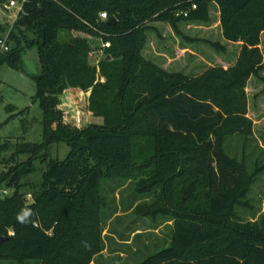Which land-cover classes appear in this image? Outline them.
<instances>
[{
  "label": "trees",
  "instance_id": "trees-1",
  "mask_svg": "<svg viewBox=\"0 0 264 264\" xmlns=\"http://www.w3.org/2000/svg\"><path fill=\"white\" fill-rule=\"evenodd\" d=\"M212 6L222 41L239 45L234 63L187 76L146 55L149 36H161L154 24L181 36L178 24L208 23ZM23 11L0 65L25 73L20 56L36 48L43 142L0 139V186L12 191L0 196V237L7 238L0 250L18 264H96L104 250L105 181L132 179L135 194L159 191L152 215L171 222L167 246L136 264H264L261 223L249 228L255 235L224 228L240 225L238 210L251 208L255 172L248 175L244 153L228 156L225 143L254 135L247 89L252 79L264 82V0H33ZM101 13L115 24L100 21ZM7 28L0 23V40ZM86 36L109 44L98 65ZM66 92L85 94L88 113L102 123H66ZM59 145L68 149L62 160L51 156ZM35 163L45 165L40 188L29 181ZM23 208L35 213V225L17 222Z\"/></svg>",
  "mask_w": 264,
  "mask_h": 264
},
{
  "label": "rangeland",
  "instance_id": "rangeland-1",
  "mask_svg": "<svg viewBox=\"0 0 264 264\" xmlns=\"http://www.w3.org/2000/svg\"><path fill=\"white\" fill-rule=\"evenodd\" d=\"M14 11V6L0 4V23L9 26ZM209 18L206 24H178L181 36L174 34L166 24H154L161 36L160 39L154 35L149 36L150 43L147 47L149 52H146V55L157 61L168 72H179L187 76H194L208 66L228 67L234 63L239 45L226 44L222 41L215 6L210 8ZM8 31L7 28V33ZM86 39L92 51L96 53L95 56L99 57V40L90 36H86ZM208 41L219 42L225 47V51L216 52L206 43ZM260 49L264 60V37ZM20 65L25 73L6 63L0 65V139L10 140L13 143L41 144L43 142L42 110L36 100L37 89L32 79L41 74L36 48L25 50L21 54ZM260 77L264 79V71L260 73ZM247 94L248 116L254 123V135L247 141L241 137L227 139L225 151L228 156L238 160L244 153L248 175L255 172L247 196L251 208L238 210L242 220L240 225L225 223L224 228L230 232L232 227H236L255 235L256 231L249 229L251 225L261 223V226H264V82L252 79ZM86 97L85 94L77 95L75 92H66L62 96L60 108L65 114L66 123L79 128L102 123L101 119L92 118L88 113ZM67 152L68 149L64 145H59L58 148L54 146L51 156L62 160ZM10 154H3V159H8ZM26 159L27 157L23 156L19 158V162ZM4 169L0 166V173ZM44 169V164L35 163L34 171L29 176V181L37 188H40ZM105 182L104 190L107 194L108 207L104 210L102 231L104 250L96 259V264H136L148 254L166 247L170 237L171 222L160 214L152 215L155 209L153 204L159 205V191L153 190L146 196L135 194L136 181L132 179ZM11 193L12 191H4L3 186H0V196H10ZM27 199L29 200L30 196ZM9 235L11 236L12 233ZM10 257L6 250H0V264H18Z\"/></svg>",
  "mask_w": 264,
  "mask_h": 264
},
{
  "label": "built area",
  "instance_id": "built-area-1",
  "mask_svg": "<svg viewBox=\"0 0 264 264\" xmlns=\"http://www.w3.org/2000/svg\"><path fill=\"white\" fill-rule=\"evenodd\" d=\"M33 1V0H8L5 2V4H9L10 6H14L15 8V13L11 18V24L8 26V33L0 40V49L3 53L7 52L9 50V46L7 44V39H8V35L9 32L11 31V29L13 28L14 24L17 22V20L20 18V16L24 13L23 11V7L26 3ZM195 6H192V9H195ZM185 16V15H184ZM99 20L100 21H106L107 20V15L106 13H101L99 15ZM100 42V49H99V57L95 56V52L91 51L89 53V59L93 61L94 65H98L99 61L103 58V49L107 48L109 46L108 43H103L101 40H99Z\"/></svg>",
  "mask_w": 264,
  "mask_h": 264
},
{
  "label": "clouds",
  "instance_id": "clouds-1",
  "mask_svg": "<svg viewBox=\"0 0 264 264\" xmlns=\"http://www.w3.org/2000/svg\"><path fill=\"white\" fill-rule=\"evenodd\" d=\"M35 213L30 208H23L19 213L16 215V220L20 224H33L35 222L32 220V217Z\"/></svg>",
  "mask_w": 264,
  "mask_h": 264
},
{
  "label": "water",
  "instance_id": "water-1",
  "mask_svg": "<svg viewBox=\"0 0 264 264\" xmlns=\"http://www.w3.org/2000/svg\"><path fill=\"white\" fill-rule=\"evenodd\" d=\"M115 18L111 17L108 20L105 21L106 25L112 26L115 24ZM110 57L108 56L106 59L108 60ZM7 238L0 237V244H2Z\"/></svg>",
  "mask_w": 264,
  "mask_h": 264
}]
</instances>
